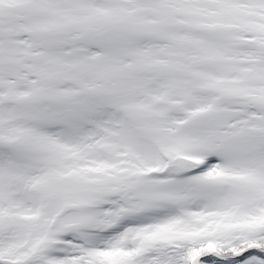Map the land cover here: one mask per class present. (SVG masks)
<instances>
[{
  "label": "snow or ice",
  "instance_id": "snow-or-ice-1",
  "mask_svg": "<svg viewBox=\"0 0 264 264\" xmlns=\"http://www.w3.org/2000/svg\"><path fill=\"white\" fill-rule=\"evenodd\" d=\"M0 264H264V0H0Z\"/></svg>",
  "mask_w": 264,
  "mask_h": 264
}]
</instances>
